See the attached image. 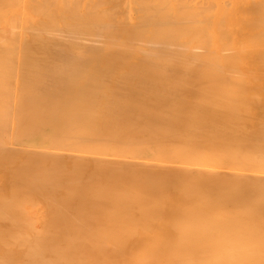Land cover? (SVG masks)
I'll return each instance as SVG.
<instances>
[{
  "label": "bare ground",
  "instance_id": "bare-ground-1",
  "mask_svg": "<svg viewBox=\"0 0 264 264\" xmlns=\"http://www.w3.org/2000/svg\"><path fill=\"white\" fill-rule=\"evenodd\" d=\"M27 1L0 27V264H264L263 1L214 30V0Z\"/></svg>",
  "mask_w": 264,
  "mask_h": 264
},
{
  "label": "rangeland",
  "instance_id": "rangeland-1",
  "mask_svg": "<svg viewBox=\"0 0 264 264\" xmlns=\"http://www.w3.org/2000/svg\"><path fill=\"white\" fill-rule=\"evenodd\" d=\"M8 1L10 2V0H8ZM21 1H23V2L21 3ZM21 1H20V0L17 1V2L19 3V5L17 4L18 7H15L17 10H15V8H13V6H17V5L13 4V6H12V5H11L12 3H11V4H10V3L7 4V5H9V6H12V7H11L12 9L9 8L10 15L12 14L11 17L13 16V13H14V12H15V13H14L15 15H16V14L18 15L17 12H19V15H18V17L20 16L19 19H16L15 16L12 17L13 19L15 18L16 20H18V22L16 23L18 27H19V26H22V21H23V19H24V18H23V17H24L23 15L25 14V19H27V20L24 19V21H30L31 18H32V14H31V13L33 12V11L29 12L30 9H29V8H26L27 6H26L25 4H26V1H27V0H21ZM33 1L36 2L35 0H33ZM33 1H32V2H33ZM58 1H59V2H58ZM58 1H57V4L60 3L61 1H62V3L69 4V1H68V0H66L67 2H66L65 0H61V1L58 0ZM70 1H71V0H70ZM74 1H76V2H72V1H71V2H72V3H77V2H79V3H87V2H89V0H82V2H81V0H74ZM120 1H121V0H118V1H117V0H112V1H111V3L113 2V3H114L115 5H117V6H118L119 4H117L116 2L120 3V6H118V7H121V10H123V12H122V11L120 10V8L118 9V7L115 6V5H114V8H112V9L116 10L115 12H117V10H118V13L121 14V15H118V16H117L118 19H124V18H127V15H126L127 12L130 14V17H131V15H133V12H135V9H133V8H135V7L133 6V2L131 3V2H130L131 0H124V1H125L124 3L120 2ZM132 1H133V0H132ZM139 1H140V0H139ZM139 1H138V2H139ZM168 1H169V0H168ZM174 1H175V3H176V0H172V2H171L172 6L175 5V4H173ZM181 1H182V0L177 1V2L180 3L181 5H183V2L181 3ZM183 1H184V0H183ZM188 1H189V0H186L184 4L186 5V3H187ZM191 1H192V2H194V1L197 2V1H198L199 4H198V3H197V4L200 6V3H201V2H203L204 5H205V1H206V0H205V1H203V0H191ZM191 1H190V2H191ZM211 1H213V0H211ZM214 1H216V0H214ZM214 1H213V3L211 2V5L214 4L213 7H214V9L216 8L215 10L213 9V7H209V6H208L207 8L205 7V10H206V9L209 10L210 8H212L213 11L210 10L211 12H210L209 14L214 13V14H212L211 18H208L209 14H208V16H205V17H207L208 22L210 21L209 25H207V27H210V28H208V30H211L213 27H214V28H213V30H214V29H215L217 26H219V25H220V27H221V25L224 23V22H223V23L221 22V18H222L221 15L224 14V16H225V13L228 14V15H230L229 17H228V15H226V19H228L227 22H226V23H227L226 26H227V28L230 27V29H231L233 26H234L233 29H244V28L246 29V28H249V27H246V24H247V26H248V23L250 24V22H252V21L254 20V19H251V18H254V16L251 17L252 15H254V14L251 15V13H255V12H256V11L254 12V8H253V6H251V4L254 5V4L256 3L254 0H253L254 2L252 1L250 4H249V2H250L251 0H250V1L246 0V1H247L246 4H245V2H244L245 0H243V2H244L245 5H244V4L241 5V3H243V2L238 1L239 4H240L241 6H243V7H240V5L238 4V2H236L237 0H236V1H235V0H232L234 3L231 2V0H227V1H230V2L227 3L228 5L225 4V7H226L228 10L226 11V10L224 9L225 11H224L223 13H222L220 10H221V9L223 10L224 4H223L222 2L225 3L226 0H225V1H224V0H221V1H220V0H219V2H218L219 5H218L217 2H216L217 4L215 5V2H214ZM217 1H218V0H217ZM257 1H258V0H257ZM262 1H263V2H262ZM262 1L259 0L258 2H260V4H261V2L264 4V0H262ZM11 2H12V1H11ZM14 2H15V0H14ZM27 2H28L27 4L32 3V2H30V1H27ZM71 2H70V3H71ZM129 2H130L131 4H130ZM145 2H146V1H145ZM145 2H144V0H143V4H145ZM147 2H149V0H148ZM151 2H152V1H151ZM157 2H162V1H161V0H159V1L156 0L155 3H157ZM169 2H170V1H169ZM169 2H168V4H169ZM192 2H191V3H192ZM207 2H208V0H207ZM207 2H206V3H207ZM258 2L256 3L257 5H259ZM15 3H16V2H15ZM111 3H110V4H111ZM113 3H112V4H113ZM121 3H122V4H121ZM178 3H177V5H175V6H176V7L178 6L177 8H181L182 6H180ZM203 3H201V6L204 7ZM229 3H230V4H229ZM23 4H24V6H22ZM124 4H125V5L127 4V5L125 6ZM147 4H148V3H147ZM168 4L166 5V3H165V6H167V7H166L167 9H169V8H170L169 6L171 5V4H169V5H168ZM194 4H195V2H194ZM197 4H195V5H197ZM209 4H210V3H209ZM222 4H223V5H222ZM232 4H233V5H232ZM29 5H30L29 7H31V4H29ZM32 5H33V4H32ZM121 5H122V6H121ZM145 5H146V4H145ZM160 5H161V4H160ZM188 5H192V4L189 3ZM188 5H187V6H188ZM195 5H194V6H195ZM207 5H208V3H207ZM231 5H232V7H231ZM238 5H239V6H238ZM249 5H250V6L252 7V9H253V10L251 9V11H252L251 13H249V12H250V11H249L250 9H249V7H248ZM257 5H255V6H257ZM261 5H262V4H261ZM261 5H259V7L257 6V8L259 9ZM25 6H26V7H25ZM138 6H139V5H138ZM138 6H137V7H138ZM147 6H148V5H147ZM152 6H153V5H152ZM179 6H180V7H179ZM192 6H193V5H192ZM192 6H190V7H192ZM194 6H193V10H196V11H197V10L200 8L199 6H197L198 9H194ZM219 6H223V7H222V8L220 7V8L218 9ZM228 6H230V8H229ZM234 6H235V7H234ZM245 6L248 7V9H249L248 11H249V12L247 11V13H249L251 16H250L249 14L245 15L246 13L244 14V11L246 12V9H247V7L245 8ZM24 7H25V8H24ZM141 7H143V6L141 5ZM150 7H151V5H150ZM162 7H163V5H162ZM184 7H185V6H184ZM188 7H189V6H188ZM188 7H187V8H188ZM195 7H196V6H195ZM203 7H202V8H203ZM233 7H234V8H233ZM251 7H250V8H251ZM261 7H262L261 9H264L263 6H261ZM23 8H24V9H23ZM154 8H156V6H154ZM173 8L176 9L175 7H173ZM185 8H186V7H185ZM187 8H186V9H187ZM202 8L199 9V12H200V10H201ZM18 9H19V11H18ZM28 9H29V10H28ZM55 9H56V8H55ZM138 9H139V8H138ZM138 9H137V10H138ZM143 9H145V8H143ZM158 9H159V8H158ZM162 9H163V8H162ZM162 9H159V11H161ZM164 9H165V7H164ZM170 9H171V8H170ZM170 9H169V10H170ZM217 9H218V13H217ZM229 9H230V10H229ZM232 9H233L235 12H233ZM236 9H237V10H236ZM239 9H240V10H239ZM242 9H243V11H242ZM244 9H245V10H244ZM5 10H6V7L4 8V12H5ZM20 10H21V14H20ZM23 10H24V11H23ZM31 10H34V9H31ZM132 10H133V11H132ZM147 10H148V9H147ZM154 10H156V9H154ZM165 10H166V9H165ZM172 10H173V9H172ZM182 10H183V8H182ZM182 10H181V12H182ZM255 10H256V9H255ZM6 11H8V9H7ZM16 11H17V12H16ZM138 11H139V10H138ZM163 11H164V10H163ZM166 11L168 12V10H166ZM170 11H171V10H170ZM177 11H179V10H177ZM183 11H185V10H183ZM186 11L188 12V9H187ZM189 11H190V10H189ZM191 11H192V10H191ZM191 11H190V12H191ZM237 11H238V12H237ZM240 11L242 12V14H241ZM257 11H258V10H257ZM263 11H264V10H263ZM4 12H3V13H4ZM24 12H26V13H24ZM125 12H126V13H125ZM161 12H162V11H161ZM173 12H174V11H171V13H173ZM194 12H195V11H194ZM205 12L207 13V11H205ZM205 12H204V14H205ZM219 12L222 13V14L217 15V14H219ZM231 12H232L233 14H235L236 17L233 16V18H232V14H229V13H231ZM22 13H24V14L22 15ZM27 13H28V15H27ZM175 13H177V12L175 11ZM238 13H239V15H238ZM8 14H9V12H8ZM196 14H198V13H196ZM196 14H195L194 17L198 16V15H196ZM199 14H200V13H199ZM257 14H258V13H257ZM262 14H263V13H262ZM262 14H260V12H259V16L262 15ZM10 15H9V16H10ZM17 15H16V16H17ZM33 15H34L33 17L35 18V17H36V16H35V12H34ZM205 15H207V14H205ZM216 15H217V16H216ZM242 15H243L244 17H243ZM2 16H3V15H2ZM2 16H1V17H2ZM5 16H6V17H5ZM9 16L6 14V15H4L2 18H1V17H0V18H1L2 20H4V19L7 20L8 18H9V19L11 18V17H9ZM21 16H22V17H21ZM26 16H27V17H26ZM200 16H201V15H200ZM215 16H216V17H215ZM218 16H219V17H218ZM238 16H239V17H238ZM247 16H248V17H247ZM259 16H257V18H256V15H255V18H256V20H258V21L260 20V18L258 19ZM263 16H264V15H263ZM263 16H262V17H263ZM7 17H8V18H7ZM18 17H17V18H18ZM28 17H29L30 19H29ZM194 17H193V18H194ZM201 17H202V16H201ZM214 17H215V18H214ZM217 17H218V18L221 17V18L218 20V22H217L216 20H214V19H216ZM240 17H241V20L244 21L243 25H242V23L240 24L241 21L238 20V19H240ZM250 17H251V18H250ZM260 17H261V16H260ZM262 17H261V19H262ZM12 18H11V19H12ZM22 18H23V19H22ZM196 18H197V17H196ZM196 18H195V19H196ZM198 18L200 19V17H198ZM198 18H197V19H198ZM218 18H217V19H218ZM235 18H238V19H235ZM248 18H250L251 21H248V22H247ZM9 19H8L7 21H5V22L7 23V22L11 21V19H10V20H9ZM197 19H196V20H197ZM199 19H198L197 21H200V22H202V23H203V21H205L204 19H200V20H199ZM224 19H225V17H224ZM226 19H225V20H226ZM230 19H232V20L235 19V20H238V21L234 22L235 20H233V22H229ZM246 19H247V20H246ZM250 19H249V20H250ZM20 20H22V21H21V24L19 23ZM201 20H203V21H201ZM232 20H230V21H232ZM245 20H246V22H247L246 24H245ZM24 21H23V22H24ZM222 21H224V20L222 19ZM254 21H255V20H254ZM261 21L263 22L264 20H260V22H261ZM205 22H206V21H205ZM208 22H207V23H208ZM214 22H215V23H214ZM216 22H217V24H218L219 22H221L222 24L219 23V25L216 26ZM26 23H27V25H26ZM226 23H224V25H225ZM231 23H232V24H231ZM235 23H237L239 26H238L237 24H235ZM257 23H258V22H257ZM263 23H264V22H263ZM8 24H9V23H7V24H5V23H4V24H1V23H0V27H1V26H2V27H8V26H9ZM16 24H14V25L16 26ZM214 24H215V26H214ZM228 24H229V25H228ZM230 24H231V25H230ZM244 24H245V27H244ZM259 24H260V23H258L257 25H259ZM14 25H13V26H14ZM23 25H26V26H24V28H26V27L29 25V22H24ZM195 25H196V24H195ZM197 25H198V24H197ZM197 25H196V26H197ZM241 25H242V26H241ZM13 26H12V24L10 23L9 28H10V27H13ZM17 26H16V27H17ZM193 26H194V25H193ZM201 26H202V24H201ZM201 26H200V27H201ZM205 26H206V24L204 23V24H203V27L205 28ZM226 26H225V27H226ZM263 26H264L263 24H262V26H261V24H260V26H259L258 28H261V27H263ZM22 27H23V26H22ZM22 27H19V28H22ZM220 27H218V28H220ZM222 27H223V28H222ZM222 27H221V28L224 29V26H223V25H222ZM240 27H241V28H240ZM201 28H202V27H201ZM256 28H257V27H256ZM40 222H41V221H40ZM37 224H38V221H37ZM40 224H41V223H40ZM128 225L131 226V224H128ZM136 230H137V229H136ZM136 230H135V232H136ZM135 232H134V234L131 233L130 235H126L127 238H126L123 234H120L119 238L122 239V238L125 237L124 239H127V240H128V239L131 238L132 235H133L132 237L139 235L140 232H141V229H140V231H139V229L137 230V235L135 234ZM138 232H139V233H138ZM139 250H140V251H139ZM141 250H144V249H138V253H139V254H141V252H142ZM146 252H147V250H145V253H146ZM138 253L135 252V253H134V256H137V255H138L139 257H141V258H139V257H138V258H139L140 260H142V258L145 256L144 251H143L144 256H143V255H139ZM90 257H91V256H89V258H90ZM90 259H92V257H91ZM90 259H88V260H90ZM104 261H105V260H104ZM106 261H107V260H106ZM136 262L138 263V262H140V261L137 260ZM130 263H132V262H130ZM137 263H135V264H137ZM132 264H133V263H132Z\"/></svg>",
  "mask_w": 264,
  "mask_h": 264
}]
</instances>
